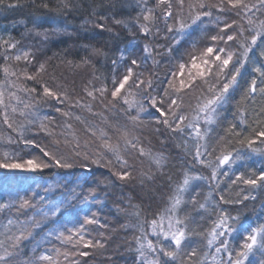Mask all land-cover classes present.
Masks as SVG:
<instances>
[{"label": "trees", "instance_id": "1", "mask_svg": "<svg viewBox=\"0 0 264 264\" xmlns=\"http://www.w3.org/2000/svg\"><path fill=\"white\" fill-rule=\"evenodd\" d=\"M45 2L50 8L57 7V0H45ZM210 2L218 3L219 0H210ZM246 2L255 4L257 0H246ZM9 3L16 6L9 8L7 7ZM41 3L42 0H5L4 5H0V38L11 42L19 41L15 49L6 51V46H0V81H5L6 87L8 81H13L18 85L37 89L36 93L31 94L17 91L16 88L7 89L16 91L25 103L32 105L25 111L28 113L27 119L33 120L34 123L27 125L25 135L42 145L51 147L52 137L39 128L43 121L61 141L65 138L69 140L78 138L83 144L85 140H88L90 147L95 150L99 141L96 137H92L87 129L96 130L97 133L103 129L114 143L119 140L121 131L127 130L130 136L139 137L140 143L153 155L162 154L164 161L161 167L157 168L149 157H140L135 153L125 154L129 163L134 167L135 179L130 182L118 181L110 175L108 169H96L95 166L91 174L79 167L74 169L49 168L42 172L0 169V202L5 200L4 194L8 192L30 196L33 191H36L43 196L42 188L47 184L57 180L63 182L66 179L68 187H72L76 183L77 176H89L88 182L83 184L82 189H76L81 198L72 202L75 207L63 214L60 223L69 228L79 227L85 216L92 217L95 214V219L99 221V224H85L83 234L85 239L101 241L104 247H80V251H86L89 255L86 257L70 256L68 261L61 256V264H70L73 260L78 261L79 264H137L138 253L135 251L137 245L134 237L141 236V228H143L144 233L148 234V239L155 242L157 237L151 234V221L153 219L159 221L161 215H169L166 209L171 206L170 198L181 195L183 203L178 210V215L181 218L188 217L187 228L193 233L186 244L189 248L197 249L196 259L198 261L203 259L204 264H211L210 254L206 258L204 254L209 252L208 234L213 229L219 213L223 211L230 216L239 217V220L233 224L237 231L226 236L228 248L233 252L234 258L235 251L239 250L243 243V236L246 234L244 228L250 230L264 223V187L253 188L239 181L232 183L241 173L247 178L253 173L259 175L264 171V152H252L246 145L237 142L244 136H249L256 139L254 147L264 149V144L260 143L253 131V129L255 131L264 129V111H262L264 96L257 93L254 100L249 98L241 101L254 77L258 85L260 84L261 77L253 69L264 65V57L260 56V52L264 51V44L258 40L257 46H254L253 51L249 53L248 60L237 77V84L229 89L227 102L217 110L216 122L211 125L206 124L201 114L200 129L202 133L207 132V135L205 139L198 140L192 129L185 128L182 133L171 132L163 124L157 123V119H163V117H159L155 109L148 106V101L143 95L137 97L143 101L147 109L141 114L143 123L133 124L128 117L136 114L134 109L131 112L124 111L127 106L122 102H116L115 106L108 104L107 100L102 103L99 92L95 90L106 86L109 90L107 99H111L113 77L119 79L130 66V61L136 59L138 67L134 68V72L143 74L142 79L151 78L153 87L150 91L152 95L159 97L163 89L167 87V81L172 78L171 73H179L178 64L188 61V53L193 52V45L197 53L200 49L211 45L213 42L209 37L219 34L224 23L231 24L233 20H236L244 24L245 37L253 34L247 31L249 26L235 15L234 9L226 8L222 13L213 9L212 19L214 20L217 15L221 18L219 26L205 17L198 29H189L190 35L181 37L175 30L169 32L167 29V24L178 27L179 6L176 0H172L173 17L168 19L167 23L163 15L165 6L157 7V0H143V2L141 0H70L71 11L67 14L49 11L41 7ZM187 3L188 0H185L184 12L179 17L186 22L188 21ZM142 8L153 9L155 16L154 21L145 22L142 19L140 21V23H147L150 27L151 34L148 36L140 32L134 19L141 13ZM93 10L98 16L107 17L106 20L97 22L111 27L114 33H118V36L107 31L101 32L100 29L95 28L94 24L81 27L85 19L96 20V17L92 15ZM114 18L128 21L131 32L120 25H115ZM253 19H264V9L256 11ZM30 29L32 31H29ZM45 30H47V39L35 34L37 31L44 32ZM232 33H238L235 25L228 30V34ZM238 39L242 40L244 37H238ZM177 40L179 43H176ZM145 45L150 46V52H145ZM216 46L225 47L235 53L233 64L243 51L237 41H229L227 44L217 42ZM93 47L103 48L108 53L107 57L94 55ZM121 49H126V58L123 61H120ZM25 51L30 53L27 61L22 55ZM5 54L10 57L7 61L4 60ZM15 55H21V60L16 61L11 58ZM113 59L118 61L115 66L112 64ZM85 60L88 62L85 63ZM42 63L45 65V70L38 72ZM5 66L9 67L10 71H15L17 76L26 70L36 79L25 80L21 77L17 80L16 76L6 78L3 72ZM84 68L88 70V73L79 78ZM229 68H232V64ZM181 79L186 81L189 79L187 69L183 76L179 74L176 76L177 86ZM210 82L215 83L214 78ZM223 82L222 77L217 88L221 87ZM44 86L66 94L67 98L62 97L63 103H59L54 98L41 99ZM87 91H93L97 99L89 97ZM206 95H209L207 86L199 79L195 81L192 88L185 89L178 95L173 93L180 105L178 109H174L176 114L188 117L183 125L192 120L197 111V104L201 103ZM12 103L15 104V100ZM18 107H23V105ZM56 108H60L61 112H57ZM241 109L244 111L247 124L240 122ZM165 111L167 112L166 107ZM63 112H68L69 116L63 115ZM9 116L17 125L26 124L25 117L11 113L10 109ZM45 116L50 119L44 120ZM77 116L81 119L77 120L75 118ZM168 119L172 122L175 117L169 114ZM69 124L72 126L70 129L67 127ZM231 125L236 126L233 131L240 132V137L227 131ZM9 135L14 138L16 136L7 128L0 116V137ZM221 137L224 139L221 140ZM197 144L203 145L200 148L202 155L199 159L195 155ZM61 147L63 148V145ZM4 151L19 153L24 158H28L29 154H39L36 149H25L23 145L8 144L5 139L0 138V154ZM237 151L242 159H236L231 165L224 164L217 167V157L231 152L235 159ZM200 160L205 163H201ZM213 169L217 172L216 179H212ZM141 173L146 175L141 176ZM185 175L200 177V179L191 180L187 191L178 193L177 189L182 185ZM104 178L111 181L109 186L100 185L95 196H88V188L96 187L97 181ZM60 191L50 193L42 200L36 197L38 207L50 203L53 199H58ZM222 195L233 203L221 201ZM193 196L196 197L195 204L191 202ZM244 196L250 198L244 200ZM237 200H241L242 203H235ZM199 204H205V208H200ZM34 212V209L17 212L14 208L0 212V233L4 232L3 225L9 218L18 222L28 221ZM136 212H139V216L134 214ZM166 226L167 221L165 220ZM50 227L51 224H46L40 229H35V239L22 242L18 255L13 257V264H25L32 257L35 241L41 240ZM0 239H4V236L0 235ZM165 244H167L166 241ZM56 249L62 253L77 251L71 245L50 239L48 242H42L38 254L47 253L55 256ZM262 260H264V251L256 250L249 255L245 264H260ZM169 264H177V262H169Z\"/></svg>", "mask_w": 264, "mask_h": 264}, {"label": "snow or ice", "instance_id": "2", "mask_svg": "<svg viewBox=\"0 0 264 264\" xmlns=\"http://www.w3.org/2000/svg\"><path fill=\"white\" fill-rule=\"evenodd\" d=\"M143 2V0H141ZM5 0H0V5H4ZM176 4L179 6V12L177 14L178 27L173 24H167V29L169 32L175 30L181 35H190L189 29L195 30L203 24V18H209L210 22H214L219 26L220 16H215L213 20V9L217 12H224L227 9H234L235 15L240 17V20L245 21L249 26L247 31H251L253 34L245 37V27L243 23H238L233 20L231 24L224 23L223 27L220 28L219 34L211 35L209 37L210 41L213 43L199 50L197 53L195 51V45H193V52L188 53V61L180 62L178 64L179 73H171V79L167 81V87L163 89L162 94L157 97L152 95L151 89L153 87V81L151 78L147 80L142 79L143 74H137L134 72V68L138 67V61L132 59L130 61V66H128L125 72L117 79L113 77V89L110 92L111 99H107L108 88L102 87L96 89L99 92L101 102L107 100V103L115 106L116 102H122L123 105L127 107L124 109L126 112H131L135 110V115H129V120L133 124L143 123L141 120V114L146 112L147 109L145 104L141 99H137L138 96H144L148 101V106L159 114V117L163 119H157V123L163 124L171 132H183L185 128L192 129L195 133V137L198 140L205 139L207 132H201L199 121L201 120V114H203V120L206 124H214L216 122V116L218 115V109L227 102L229 89L233 88L237 84V77L240 75L241 69L244 67L248 60L249 53L253 51L254 46H257L258 40L261 44H264V19L255 20L256 11L264 9V0H257V3L250 4L246 0H219L218 3H211L210 0H188V21L186 22L179 17L183 14L185 8V0H176ZM15 4L9 3L7 7H15ZM41 7L48 9L49 11L56 12L57 14H67L71 11L70 0H57V7L50 8L49 4L42 0ZM165 6L163 8V15L165 17V22L173 17V3L172 0H157V7ZM255 10V11H254ZM93 17L96 20L85 19L81 27H85L88 24H94L95 28L103 31L112 33L114 36H118V33H114L111 27H107L104 23H99L97 21L106 20L105 16H98L96 11L93 10ZM136 23L139 26V30L145 36L151 34V29L147 23H140L141 19L145 22L154 21L155 16L153 14V9H141V13L134 17ZM115 25H120L131 32L129 22L124 19H113ZM236 26L238 33L228 34V30L233 26ZM195 26V28H194ZM29 31H32L31 29ZM38 36H43L47 39V30L44 32L37 31L35 33ZM238 37H244V39L239 40ZM229 41H237L239 47L243 49L240 53L239 58L236 63L233 64V57L235 53L233 51L227 50L225 47H217V42H224L227 44ZM19 41L11 42L10 40H4L0 38V46H6V51L8 49H15ZM176 43H179L177 40ZM145 52H150V46L145 45ZM126 49L120 50V61H123L125 57ZM171 52V49H169ZM92 53L94 55L107 57L108 53L103 48H92ZM23 59L28 60L30 53L28 51L23 52ZM260 56L264 57V51L260 52ZM10 57L4 55V60L7 61ZM16 61H20L22 56L15 55L11 57ZM85 63L88 61L85 60ZM71 63V61H69ZM118 61L116 59L112 60V64L117 65ZM232 64V68L229 65ZM264 65L256 67L253 69L254 72L259 73L261 80L258 85L257 79L254 77L247 90L242 96L241 101L245 99H253L255 95L259 93L264 96ZM188 70L189 79L186 81L181 79L179 81V86L176 84V76L179 74L183 76L185 70ZM45 70V65L42 63L38 69V72H43ZM194 70V73H193ZM3 72L5 77L16 76L17 80L23 77L25 80H35L36 77L28 74L25 70L20 76H17L15 71H10L9 67H3ZM224 78V82L221 87L217 88V85L221 83V78ZM214 78L215 83L210 82ZM199 79L204 85L207 86L206 95L201 103L196 106V114L193 115L192 120L186 125L183 122L188 119L185 115H177L174 109H178L180 105L177 103V99L173 96V93L179 94L185 89H190L195 84V81ZM8 88H16L17 91H24L28 93H36V88H28L23 85H18L13 81L7 82V87L5 86V81H0V116L3 118V123L7 125L13 133L16 134L15 138L12 135L7 137H0L5 139L8 144L23 145L25 149H36L39 154H29L28 158L21 157L19 153L4 151L0 154V169H23L33 172H42L45 169L56 168V169H74L79 167L85 172L91 174L93 172V166L96 169H108L112 177L116 180L122 182H130L135 179L133 172L134 167L129 163V159L126 158L125 154L135 153L140 157H149L152 162L160 168L164 157L162 154L153 155L150 150H146L145 147L140 143L139 137L130 136L127 130L121 131L120 138L117 142H112V138L108 136L107 132L103 129L96 130L87 129L92 137H96L99 141L98 146L93 150L89 141L85 140L81 144L78 138H73L69 140L65 138L63 141L56 138L54 131L48 129L47 125L41 121L39 128L44 131L48 136L52 137L51 147L47 145H42L36 140L29 138L25 135L27 125L34 123L33 120L27 119L28 113L26 109L32 107L30 103H25L18 95L16 91H8ZM7 92V98H6ZM87 95L92 97V99H97L93 91H87ZM66 99V94L57 92L47 86L43 87V92L41 99L44 98H54L59 103H63V99ZM7 100V102H6ZM15 100V104L12 101ZM167 101V104H166ZM23 105V107H18ZM167 108V112L165 111ZM9 109L11 113L18 114L21 117L26 118V124L21 123L17 125L13 119L9 116ZM57 112H61L60 108H56ZM89 111L91 108L89 107ZM264 111V109H262ZM175 117V119L170 122L168 115ZM35 115V113H32ZM63 115L69 116L68 112H63ZM77 120L81 118L79 116L75 117ZM44 120H49L50 118L45 116ZM83 122V121H81ZM240 122L242 124H247V120L244 118V111L241 109ZM183 125V126H182ZM67 127L70 129L72 126L69 124ZM235 125H231L227 131L236 137H240V132H234ZM158 131V129H157ZM255 137L259 138L260 143L264 144V129L260 131H255ZM224 138L221 137V140ZM122 141V143H121ZM241 145H246L252 152H264V149L256 148L253 145L256 143V139L249 136H244L242 139L237 141ZM63 145V148L61 147ZM203 145L197 144L196 146V158L201 157L200 148ZM64 149H67L66 152ZM236 159H242L239 151L236 153L235 159L231 152L222 154V157H217V167L232 163H235ZM201 163H205L200 160ZM210 166V165H209ZM146 175L141 173V176ZM217 172L216 169L212 171V179H216ZM89 176H77L76 183L72 187H68V181L65 179L63 182L57 180L53 183L47 184L42 188L44 193L43 196L36 191H33L30 196H23L19 193L8 192L5 193V200L0 202V212L5 210L15 209L19 211H27L29 209H34L35 212L33 216L28 221L18 222L13 219H8L7 223L3 225L4 232L0 235L4 236V239H0V264H13V257L18 255V250L23 241L29 239H35L34 230L40 229L46 224H51L47 232L39 241H35V246L32 248V257L25 262V264H61L60 257L63 256L65 261L69 260L70 256H88L89 253L86 251H80V247L83 248H103L104 244L101 241H93L91 239H85L84 236V225L85 224H99V221L95 219V214L92 217L85 216L83 223L79 227L69 228L66 225L60 223V218L63 214L70 208L75 207L72 203L74 200H79L81 195L77 193L76 189L83 187V184L88 182ZM151 179V177H149ZM193 179H200V177H190L185 175L183 183L178 187V193H183L187 191L190 181ZM241 182L245 185L256 187H264V171L260 172L259 175L253 173L251 177H245L243 173L239 174L235 180L232 181L233 184ZM111 181L108 178L99 179L96 183V187L88 188V196H95L97 188L100 185L108 187ZM141 183L143 181L141 180ZM38 187H40L38 185ZM58 190L59 198L51 200L50 203L44 204L38 207L39 199H44L50 193H55ZM239 195V194H237ZM249 196H244L243 199H249ZM255 199V197H251ZM172 200L170 208L166 209L169 215H161L159 221L153 219L151 221V234L157 237L154 242L148 239V234L144 233L143 228H141V236L134 237L137 247L135 248L137 256V264H169V262H177V264H204V260H197L198 252L195 247H188L186 244L188 238L193 235V233L188 231L187 219L185 216L181 218L178 215V210L183 203L181 195H176L175 198H170ZM220 200L224 203H233V201L226 200L222 195ZM193 204H195L196 197H192ZM235 203H242L241 200L235 201ZM138 207V206H134ZM200 208H205V204H199ZM139 216V212L134 213ZM165 220H167V226L165 227ZM239 220V217L230 216L227 212L221 211L218 215L217 220L214 222V227L209 232V238L207 239V246L211 248L217 243L220 237L225 235H230L231 233L237 231L233 224ZM104 227V225H100ZM15 228V231H13ZM243 243L240 245L239 250L235 251V258H233V252L228 248L227 240H219V247H216L215 252L219 254L223 249L227 253L228 259L227 264H245L249 255L254 253L256 250L264 251V223L259 224L256 227L244 228ZM103 235V233H101ZM50 239H55L60 241L62 244L71 245L73 248L77 249L76 252H61L56 249V255H50L47 253H39L38 250L42 246V242H48ZM165 241L168 243L165 244ZM207 253L204 257H207ZM212 260L215 264H223L222 261L217 259V255L212 256ZM70 264H79L78 261H71ZM264 264V260L260 262Z\"/></svg>", "mask_w": 264, "mask_h": 264}, {"label": "rangeland", "instance_id": "3", "mask_svg": "<svg viewBox=\"0 0 264 264\" xmlns=\"http://www.w3.org/2000/svg\"><path fill=\"white\" fill-rule=\"evenodd\" d=\"M87 73H88V70H87L86 68H84V69L81 71V75L78 76V77H79V78H82V77H83L82 75H87ZM166 221H167V220H166ZM226 236L228 237V235H225V236L219 238V240H226ZM219 240H218V243L214 244L210 249H208V251H209L210 253H209V252H206L207 254H210V259H209V261H210L211 264H215V262L212 260V256H213V255H217V259H218V260L222 261L223 264H227V259H228L227 253L224 252L223 249L221 250V252H220L219 254H216V252H215L216 247H219V246H220V245H219ZM166 243H168V242L166 241ZM234 258H235V256H234Z\"/></svg>", "mask_w": 264, "mask_h": 264}]
</instances>
